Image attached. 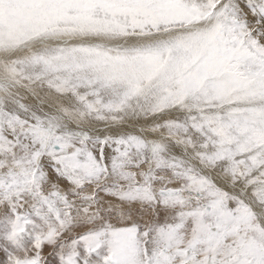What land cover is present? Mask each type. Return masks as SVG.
I'll return each mask as SVG.
<instances>
[{
	"label": "snow or ice",
	"instance_id": "snow-or-ice-1",
	"mask_svg": "<svg viewBox=\"0 0 264 264\" xmlns=\"http://www.w3.org/2000/svg\"><path fill=\"white\" fill-rule=\"evenodd\" d=\"M0 264H264V0H0Z\"/></svg>",
	"mask_w": 264,
	"mask_h": 264
},
{
	"label": "rangeland",
	"instance_id": "rangeland-1",
	"mask_svg": "<svg viewBox=\"0 0 264 264\" xmlns=\"http://www.w3.org/2000/svg\"><path fill=\"white\" fill-rule=\"evenodd\" d=\"M47 251V250H46Z\"/></svg>",
	"mask_w": 264,
	"mask_h": 264
}]
</instances>
